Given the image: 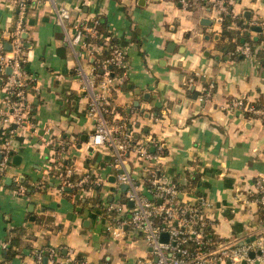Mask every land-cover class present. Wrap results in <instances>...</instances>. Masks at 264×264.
<instances>
[{"label":"crops","instance_id":"1","mask_svg":"<svg viewBox=\"0 0 264 264\" xmlns=\"http://www.w3.org/2000/svg\"><path fill=\"white\" fill-rule=\"evenodd\" d=\"M54 1L72 11L64 25L56 21L51 0L34 3L24 18L23 68L34 76L26 89L29 120L17 128L10 122L12 135L0 127V140H11L7 175L0 181V241L8 240L0 260L32 264L31 250L40 248L46 263L47 246L90 264H132L146 252L144 247L130 256L118 249L114 256L109 241L125 238L106 233L97 203L57 191L54 164L61 161L72 165L70 178L87 174L94 180L90 197L117 198L122 192L111 193L109 152L85 143L95 121L86 112L88 96L76 70L88 71L92 57L66 40L77 18H98L102 34L124 46L128 79L111 99L129 120L134 137L161 144L159 162L165 172L185 191L207 200L204 211L220 236L252 232L258 216L255 181L264 177V119L226 104L243 96L264 108V0L231 5L237 20L262 22L244 33L258 48L256 61L228 53L242 39L237 41L229 24L224 30L199 1L188 7L177 0ZM15 20L13 0H0V39L6 45ZM96 49L100 56L106 51L99 42ZM209 84L210 96L200 99ZM5 94L0 80V105ZM142 168L130 154L126 169L139 179ZM15 173L28 185L26 197L12 191ZM40 177L46 183L36 188Z\"/></svg>","mask_w":264,"mask_h":264},{"label":"built area","instance_id":"2","mask_svg":"<svg viewBox=\"0 0 264 264\" xmlns=\"http://www.w3.org/2000/svg\"><path fill=\"white\" fill-rule=\"evenodd\" d=\"M42 1L45 0H13L16 20L13 29L8 32L9 48L0 39V80L6 90L4 104L0 105V127L5 128L8 135L15 131L13 126L9 127L10 122L17 128L29 120L26 89L34 76L23 68L24 18L31 5ZM177 1L182 7H188L196 1L204 3L212 19L220 22L225 14L229 15L232 20L228 24L236 36L262 23L256 19L246 22L237 20L231 9L235 0ZM51 2L56 21L64 25L72 16V11L54 0ZM73 26L74 33L66 40L76 45L87 58L92 57L88 71L81 66L76 70L81 79V89L88 96L86 112L95 121L85 143L93 149L109 148V165L114 176L111 193L113 195L115 191H122L121 197H99L100 201L96 202L100 207L98 215L104 219L106 233L119 238L143 240L146 252L136 257L132 264H264V177H258L255 181L258 187L255 196L258 216L251 223L252 232L242 236H220L214 228L213 219L204 211L207 200L202 195H191L165 172L159 162L161 144L154 142V146H151L148 139L135 138L129 120L112 103L113 91L128 79L124 46L112 35L102 34L98 18H77ZM98 42L108 51L107 55H97ZM257 51L256 45L249 40H242L228 53L256 61ZM8 67L10 72H6ZM211 91L212 84H209L200 99H207ZM226 105L228 108H241L248 115L264 119V108L247 101L243 96L231 97ZM10 143L8 136L0 140V181L7 175ZM130 154L143 163L139 179L126 169ZM72 172V165L61 161L54 164L53 175L58 178L57 191L63 193L71 190L80 202L90 199V185L95 184L94 180L87 174L72 179ZM11 179L14 182L12 191L18 197H26V186L19 174L11 175ZM45 183L46 179L40 177L33 186L42 188ZM122 184H125L124 189L121 188ZM163 232L166 233V240L160 239ZM6 246L8 240L0 241V250ZM46 250L47 262L44 263L43 250L33 248L32 264H90L86 258L77 259L70 254L62 256L60 249L54 246H47ZM1 264L6 263L2 261Z\"/></svg>","mask_w":264,"mask_h":264},{"label":"rangeland","instance_id":"3","mask_svg":"<svg viewBox=\"0 0 264 264\" xmlns=\"http://www.w3.org/2000/svg\"><path fill=\"white\" fill-rule=\"evenodd\" d=\"M102 148L107 152L110 151L109 148ZM144 247V242L140 238H132L128 240L123 239L122 241H109V249H111L114 256L118 255V249H120V251L123 250L126 255L133 256L137 250H142Z\"/></svg>","mask_w":264,"mask_h":264},{"label":"trees","instance_id":"4","mask_svg":"<svg viewBox=\"0 0 264 264\" xmlns=\"http://www.w3.org/2000/svg\"><path fill=\"white\" fill-rule=\"evenodd\" d=\"M232 19H231V17L229 16V15H227V14H225L224 16H223V18H222V23H223V27H224V30H225V28H226V25L231 21ZM237 41L239 42L241 39L242 40H248L249 39V41L250 42H253V40L251 39V38H247V36H246V34H243V35H241V36H237ZM229 46H230V44H229ZM228 46V48H230ZM107 53H108V51L106 50L101 56H105V55H107ZM24 183V182H23ZM24 185H25V183H24ZM26 186V188L28 187V185H25ZM67 192H69V193H71L72 191L71 190H67ZM90 200H91V202H99L100 201V199H99V197H91L90 198ZM7 253H8V251H7ZM8 257H9V255H8ZM2 261L3 260H0V264L2 263Z\"/></svg>","mask_w":264,"mask_h":264},{"label":"water","instance_id":"5","mask_svg":"<svg viewBox=\"0 0 264 264\" xmlns=\"http://www.w3.org/2000/svg\"><path fill=\"white\" fill-rule=\"evenodd\" d=\"M201 22L204 23V24H205V23L210 24L211 21H210V19H208V18H202V19H201ZM256 29H258V27H256ZM5 47H6V48H9V43H7V45L5 44ZM6 72H10V68H9V67L6 68ZM89 149H91V147H90ZM0 157H1V153H0ZM109 179H110V180H114V176L111 175V177H109ZM7 180H8V178H7ZM121 188L124 189V188H125V184H122V185H121ZM129 203H130V202H129ZM166 237H167V236H166V233H165V232L161 233V235H160V239H161V240H166ZM250 254L252 255L253 252H250Z\"/></svg>","mask_w":264,"mask_h":264}]
</instances>
